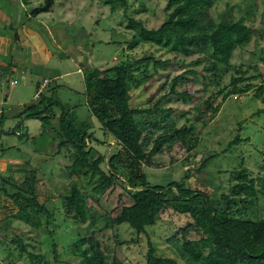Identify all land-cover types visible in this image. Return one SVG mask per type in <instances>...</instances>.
<instances>
[{
    "label": "rangeland",
    "instance_id": "obj_1",
    "mask_svg": "<svg viewBox=\"0 0 264 264\" xmlns=\"http://www.w3.org/2000/svg\"><path fill=\"white\" fill-rule=\"evenodd\" d=\"M43 1L0 0V38H7L10 43L7 54H0V156L4 157L0 159V177L2 179L10 172L8 168L3 171L6 158L21 160V165L18 166L20 170L13 172L15 183L3 182L9 191L16 192L19 191L18 184L23 179L21 175L23 167L28 169L36 167L39 174L34 183V190L22 191V193L25 197L37 195L49 210H56L54 213L56 218L45 227L44 214L32 212L29 217L24 216L21 220L14 218L7 228L0 225V238L8 244L0 243V264H30L27 252L21 250L19 245L13 244L14 235L23 237L24 242L28 244L25 245L27 251L45 253L42 264H81L80 260L73 256L57 260L56 253L49 246V239H46L48 237L46 234L50 230H55L52 233L56 237L57 256L61 258L67 255V247L72 244L74 237H77L76 230H81L83 234L87 221L77 229L74 227L73 232H76L74 234L69 229V217L66 215V222L62 226L57 225L56 221L64 216L63 211L58 210V206L61 205L58 196L69 190L71 182L90 192L92 186L102 178L96 174L91 182H86L84 177L69 176L64 167L70 162L62 156V151L65 149L60 155L56 153L57 141L54 139V131L51 129L43 131L41 120L26 118L25 115L19 117V113L26 104L34 100L35 96L38 97L42 90L44 94L54 95L63 103H67L68 108L73 107L78 121H89L98 127L97 120L91 117L86 104L84 79L88 68L83 67L82 64L85 62L90 68L104 70L127 56L134 59L150 58L145 67L138 64L133 70L137 80L131 83L129 95H132L133 105L138 107L152 106L157 99L169 91V81L174 75L192 69L194 72L187 74L188 80L183 85H175L176 93L187 91L190 98L184 100L174 93L162 98L160 104L162 109H172L166 114L175 121L177 128L185 125L186 128L178 132L180 140L184 141V147H179L180 141L173 142L170 149L166 148L167 142L163 143L161 152H157L151 164L144 168L147 179L151 184L178 180L184 175L186 166L192 165L196 169L208 154L218 152L208 160L200 172L195 171V174H190L188 179H185V183L210 193H214L211 191L217 189L216 197L219 196L220 199L222 195L228 193V170H237L238 164L245 159L251 175H247L244 181L251 186V189L242 191L239 198L253 200L256 194L259 195L257 209L264 214L262 171L253 163L254 161L252 162L258 160L264 163V112L257 114L258 110L264 109V102L253 95L254 88L259 85L262 77L244 80L242 84L249 82L252 88L244 94H234L225 100L221 99L222 94L219 90L229 84L231 75L249 77L263 73L264 77V66L260 57L256 55V52L260 51L264 58V0H252L246 13L244 12L246 0H217L211 7L213 17H217L223 11L226 2L239 3L241 10L236 9L234 15L238 18L245 13L243 19L251 40L243 49L234 51L231 58L232 67L220 79L219 87L211 85L207 91L202 88L203 83L209 81L208 77H204L208 73L204 70L203 64L197 60L211 55L212 45L208 38L192 39L185 44L172 43L167 49H161L151 43H141L129 48L132 32L126 28L127 19L121 15L124 5L120 0H112L116 4L114 12H111L108 4H105L110 0H54L51 3V11L39 13L32 11ZM132 1V6H136L138 1L144 3V10L135 17L142 20V25L147 30L155 29L163 22L166 0ZM73 25L84 26L86 32L71 30L70 32L67 29L59 31L65 26ZM60 32L63 33L53 37V33L57 35ZM48 54L51 56L48 57ZM182 55L187 57L180 62ZM238 69H241V72H238ZM143 77L146 78L143 80ZM216 90L215 99L206 110L203 101L211 91ZM54 109L58 116L59 109ZM173 109L185 110V114H178ZM239 121H242L240 128L237 126ZM193 122H197L196 127L192 126ZM53 124L57 125L56 119L53 120ZM21 127L24 128L22 136L12 132L15 128V132L19 133L20 130L16 128ZM146 127L152 129L150 125ZM160 131L157 129L152 133L147 149L153 146L152 141L161 133ZM96 134L101 136V132ZM237 134L239 143L222 152ZM16 139L18 142L15 141ZM113 143L114 138L108 137L106 144H94L101 153H108ZM248 157L250 161L247 162ZM97 158V154H93L90 161H96ZM237 183L238 180L233 178L234 189H237ZM90 193L93 194L92 191ZM121 194V187L117 184L106 187L100 192L99 203L94 205L95 209L101 213L110 211L111 216L118 217L120 208L116 205L122 204L121 201L128 202ZM239 204L235 208L237 214L244 207L241 202ZM244 213L250 218L255 217L254 210H247ZM5 215V212L0 210V218ZM36 221L41 222L39 228L33 227ZM186 221L188 217L183 214L171 210L164 211L153 225L146 227L148 239L147 236L140 235L137 242L130 240L135 236L134 231L123 224L117 229L120 233L119 239L125 242L120 247L121 254L116 256L122 259V264H145L149 241L155 247L157 255L173 257L182 263L168 239L175 234L180 237L178 239L180 243L183 235L193 240L201 236L193 230L182 232L186 227ZM90 230L100 244L104 264H116L113 260L115 255L113 248L116 243L113 229L108 227ZM35 238L39 239L41 244L34 243Z\"/></svg>",
    "mask_w": 264,
    "mask_h": 264
},
{
    "label": "trees",
    "instance_id": "obj_2",
    "mask_svg": "<svg viewBox=\"0 0 264 264\" xmlns=\"http://www.w3.org/2000/svg\"><path fill=\"white\" fill-rule=\"evenodd\" d=\"M120 1L124 5L121 15L127 19L126 28L132 32L129 48L141 43H151L161 49H167L172 43L185 44L189 40L202 37L209 39L212 45L211 55L197 60L203 64L204 70L208 73L204 76L209 79L203 83L204 91H207L211 85L219 87L220 79L232 67L231 58L234 51L243 49L251 40L243 15L248 12V5L253 2L252 0H246L245 13L238 18H235L234 11L241 10L239 3L226 2L223 11L217 17H213L211 7L217 0H166L167 4L163 9L164 20L157 28L151 30H147L142 25V20L135 17L141 10H144L142 1H138L136 6H132V0ZM53 2L54 0H44L32 11L35 13L49 12L52 10L51 3ZM105 4L111 7V12L116 11L114 1L110 0ZM64 29L86 32V28L82 25L65 26L59 31ZM61 33L63 32L57 35L53 33V37ZM175 53L178 55L177 52ZM256 55L260 57L264 66L262 53L259 51ZM66 56L68 57V54ZM186 57L187 55H182L180 62H183ZM149 60L150 58L147 57L134 59L127 56L124 60L104 70L96 67L90 68L87 62L82 63L83 67L88 68L84 79L86 104L91 117L97 120L98 127L89 121H78L73 107L68 108L67 103H63L54 95L44 94L42 90L37 95L38 97L26 104L23 111L19 113V117L25 115L26 118L41 120L43 131L47 129L54 131V139L57 141L56 153L60 155L65 149L62 151V156L70 162L64 167L69 176L84 177L86 182H91L96 174L102 178L92 186L93 194L90 193L91 191L80 188L75 182H71L67 192L59 194L61 205L58 206V210H62L64 216L56 221L58 224H55L62 226L67 220L66 215L69 217V229L73 234L77 232V237H74L72 244L67 247V255L59 258L56 252V237L52 233L55 230L48 231L46 239H49V246L56 253L55 258L62 260L73 256L77 257L81 264H104L100 244L90 229L109 227L113 229L116 242L113 248L115 252L113 260L116 264H122V259H118L116 254H121L120 247L125 241L119 239L120 233L117 228L126 224L134 231L135 236L130 239L133 242H137L140 235L147 236L148 239L146 227L153 225L162 212L171 210L188 217L186 227L182 229V232L193 230L201 236L193 240L183 235L180 243L178 235L174 234L168 239L173 250L183 261L182 263L173 257L157 255L155 247L148 241L145 264H264V214L257 209L260 197L256 194L253 200L239 198L242 191L251 189V186L244 181L247 175H251L245 159L238 164L237 170H228V193L222 195L220 199H218L219 196L216 197L217 189H213L211 192L214 193H210L185 183V179H188L190 174H195V171L200 172L208 160L216 156L218 152L208 154L196 169L192 165L186 166L184 175L178 180H170L164 184H151L148 181L144 168L151 164L157 152H161L163 143L167 142V149H170L171 144L176 141H180L179 147H184V141L180 140L178 132L184 130L185 125L177 128L175 121L166 114L172 109H162L160 104L162 98L176 93V84L183 85L188 80L187 74L194 72L192 69H186L174 75L169 81V91L157 99L152 106H134L132 95H129L131 83L137 80L133 70L138 64L145 67ZM238 72H241V69H238ZM255 77L262 78L259 85L254 88L253 95L264 102L263 73L249 77L231 75L229 84L219 88L222 94L221 99L225 100L234 94H244L252 88V85L249 82L248 84H242V82ZM144 78L146 77L142 79ZM216 92L217 90L211 91L203 101L206 110L214 101ZM176 94L184 100L190 98L187 91ZM54 108L59 109L58 116ZM173 110L178 114H185V110ZM263 112L264 109H261L257 111V114ZM54 119L57 120L56 126L53 124ZM196 123L193 122L192 126L196 127ZM147 125H150L152 129H147ZM241 125L242 121L237 122L239 128ZM22 129L24 132V128ZM157 129H160L161 133L153 139V146L147 149L152 133ZM14 130L15 128L12 132L15 133ZM22 132L18 136H22ZM97 132H101V136H98ZM108 137H113L114 143L108 153H101L94 143L106 144ZM239 141L237 134L222 152ZM93 154L98 156L96 161H90ZM187 158L189 159V156ZM248 161H250L249 157ZM252 162L261 169V179L264 180V163L258 160H252ZM17 170L20 168L10 169L4 178L0 177V210L6 214L0 218L1 227L7 228L14 218L21 220L24 216L29 217L32 212L43 213L45 217L43 225L47 227L56 218L54 214L56 210H49L37 195L25 197L22 193V191L32 192L34 190V183L39 174L36 167L29 169L23 167L21 174L23 179L18 184L19 191L11 192L3 185L4 181L15 183L13 172ZM233 178L238 180L237 189H234L232 185ZM116 184L121 187V196L128 201L127 203L121 201L122 204L116 205L120 208L118 217L111 216L110 211L101 213L94 206L99 203L100 192ZM239 202L244 207L237 214L235 208L240 205ZM247 210H254L255 217L250 218L246 215L244 211ZM86 221L83 234L81 230L73 232L74 227L77 229ZM40 224V221H36L33 227L39 228ZM12 240L14 245H19L21 250L27 252L30 264L44 262L45 253L27 251L25 245L28 244L24 242L22 236L14 235ZM4 242L0 238V243ZM37 242L41 244L40 240L35 238L34 243Z\"/></svg>",
    "mask_w": 264,
    "mask_h": 264
},
{
    "label": "crops",
    "instance_id": "obj_3",
    "mask_svg": "<svg viewBox=\"0 0 264 264\" xmlns=\"http://www.w3.org/2000/svg\"><path fill=\"white\" fill-rule=\"evenodd\" d=\"M9 47H10V43L8 42V39L6 38H0V54H2V55H4V54H7V52L9 51ZM51 56V54L49 55L48 54V57H50ZM55 76V75H54ZM53 76V77H54ZM55 77H57V76H55ZM11 81V80H10ZM36 97V96H35ZM34 99V98H33ZM16 129H19L20 130V132H22L23 131V129L22 128H16ZM15 131V130H14ZM19 132V133H20ZM19 133H16L15 132V134L18 136V134ZM23 133V132H22ZM18 139H20V138H18ZM18 139H16L15 141L16 142H18ZM15 141H14V143H15ZM8 148V147H7ZM3 156L1 155L0 156V159H3L2 158ZM19 164H21V160H19V159H17V158H13V157H8V158H6L5 159V161H4V165H3V167H5L4 168V170L3 171H6L7 170V168L9 169H13V168H17L18 167V165ZM1 165V164H0ZM13 165V166H12Z\"/></svg>",
    "mask_w": 264,
    "mask_h": 264
},
{
    "label": "built area",
    "instance_id": "obj_4",
    "mask_svg": "<svg viewBox=\"0 0 264 264\" xmlns=\"http://www.w3.org/2000/svg\"><path fill=\"white\" fill-rule=\"evenodd\" d=\"M41 86H43V85H41Z\"/></svg>",
    "mask_w": 264,
    "mask_h": 264
},
{
    "label": "clouds",
    "instance_id": "obj_5",
    "mask_svg": "<svg viewBox=\"0 0 264 264\" xmlns=\"http://www.w3.org/2000/svg\"><path fill=\"white\" fill-rule=\"evenodd\" d=\"M40 89V88H39Z\"/></svg>",
    "mask_w": 264,
    "mask_h": 264
}]
</instances>
